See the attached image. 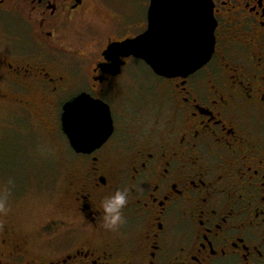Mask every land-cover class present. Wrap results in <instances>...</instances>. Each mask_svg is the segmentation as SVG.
Segmentation results:
<instances>
[{"label": "flooded vegetation", "instance_id": "af4514ba", "mask_svg": "<svg viewBox=\"0 0 264 264\" xmlns=\"http://www.w3.org/2000/svg\"><path fill=\"white\" fill-rule=\"evenodd\" d=\"M138 1L0 0V102L15 94L18 106L40 108L52 141L62 135L72 153L61 214L3 231L0 264H264V0H208L211 59L174 78L135 57L110 70L109 46L150 29L154 0L141 25L132 19ZM97 5L115 34L95 52L68 51L74 27L93 33L80 25ZM178 29L196 43V23ZM138 62L151 80L138 84ZM71 89L80 90L60 102ZM83 93L108 107L84 111L108 109L114 130L77 153L62 117ZM123 189L125 221L107 231L100 203Z\"/></svg>", "mask_w": 264, "mask_h": 264}, {"label": "rangeland", "instance_id": "374dc122", "mask_svg": "<svg viewBox=\"0 0 264 264\" xmlns=\"http://www.w3.org/2000/svg\"><path fill=\"white\" fill-rule=\"evenodd\" d=\"M121 9L125 10L123 6ZM146 11L145 0H139L133 7V22L138 25L145 22ZM110 14L102 6L93 7L80 25L93 33L84 36L80 28L75 33L74 27L64 41L68 51L95 52L112 34ZM134 68L138 84L147 77L151 80L150 71L142 63L138 62ZM79 90L71 89L60 102ZM14 98L0 102V234L8 228L26 231L59 216L65 198L64 184L70 177L68 164L72 153L65 138L58 135L52 141L40 108L20 107Z\"/></svg>", "mask_w": 264, "mask_h": 264}, {"label": "water", "instance_id": "95a60500", "mask_svg": "<svg viewBox=\"0 0 264 264\" xmlns=\"http://www.w3.org/2000/svg\"><path fill=\"white\" fill-rule=\"evenodd\" d=\"M150 29L143 35L109 46L106 55L113 60V74L124 65L121 58L135 57L149 65L158 76L187 77L205 66L214 52L216 21L213 5L208 0H154ZM196 23L194 45L184 41L178 28ZM176 26V29H172ZM157 28L163 32H156ZM170 31H169V30ZM168 31V32H166ZM102 106L83 93L67 103L62 117L63 130L77 153L89 152L103 145L113 134L110 112L102 109L84 111L89 106Z\"/></svg>", "mask_w": 264, "mask_h": 264}, {"label": "clouds", "instance_id": "9594fccd", "mask_svg": "<svg viewBox=\"0 0 264 264\" xmlns=\"http://www.w3.org/2000/svg\"><path fill=\"white\" fill-rule=\"evenodd\" d=\"M129 191L128 189L116 190L103 198L100 203L102 209V227L107 231H115L125 218L123 210L128 204Z\"/></svg>", "mask_w": 264, "mask_h": 264}]
</instances>
